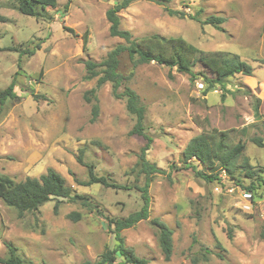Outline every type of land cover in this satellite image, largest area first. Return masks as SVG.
Masks as SVG:
<instances>
[{
    "label": "rangeland",
    "instance_id": "374dc122",
    "mask_svg": "<svg viewBox=\"0 0 264 264\" xmlns=\"http://www.w3.org/2000/svg\"><path fill=\"white\" fill-rule=\"evenodd\" d=\"M116 1L57 0L30 16L19 12L15 0H0L7 18L0 22V89L15 79L20 95L0 106V173L23 180L53 168L93 204L90 209L81 199L65 198L55 211L52 199L20 216L0 198V257L8 256L11 243L34 264L95 261L119 242L107 218L127 216L143 204L138 186L144 174L136 164L146 139L131 133L136 118L126 98L115 96L110 82L99 87V115L92 122L96 100L85 97L97 85V77L85 79V61L100 62L127 44L110 34L106 12ZM119 15L133 37L183 36L206 52L238 54L254 68L252 75L235 74L225 88L216 85L205 94L202 78L192 80L155 61L134 66L127 52L121 54L119 70L132 73L127 84L146 107L145 131L153 137L147 158L164 170L150 185V216L122 230L125 245L148 264H264L263 186L249 197L224 170L219 180L208 182L196 174L201 165L185 168L182 160L195 135L217 128L229 132L234 143L245 142L254 177H264V147L251 141L264 121V0H137ZM210 15L224 20L204 24ZM86 163L127 188L83 184L89 179ZM239 173L248 186L251 178ZM155 217L173 229L169 260L151 221ZM122 259L119 255L116 262Z\"/></svg>",
    "mask_w": 264,
    "mask_h": 264
},
{
    "label": "trees",
    "instance_id": "16d2710c",
    "mask_svg": "<svg viewBox=\"0 0 264 264\" xmlns=\"http://www.w3.org/2000/svg\"><path fill=\"white\" fill-rule=\"evenodd\" d=\"M135 1L137 0H117L107 10L106 15L110 21V34L125 39L127 44H119L109 51L107 57L100 62L91 59L85 61V79L97 77V85L87 90L85 97L87 101L96 100L92 106V117L90 119L92 122L99 115V104L96 95L99 87L110 82L115 96L126 98L127 109L136 118L131 133L142 135L146 139L145 144L141 147L136 164V167H139V173L144 174L145 182L143 185L138 186L141 191L143 204L140 209L131 212L127 216L107 218V224L110 227L113 226L119 241L117 246L105 250L95 261L87 260L80 264H148L149 262L147 258L137 255L132 248L125 245L121 232L150 216V185L156 174L164 173V170L147 158V152L151 147L153 137L145 131L146 107L140 102V97L136 90L127 84V80L132 73L125 75L119 70L121 54L127 52L134 66L155 61L168 66L170 69L176 67L179 72L191 75L192 80L202 78L207 83L204 89L205 94L216 85L225 88L228 78L235 74L252 75L254 72L252 64L241 59L238 54L226 51L206 52L183 36L164 37L159 34H152L143 37H133L131 31L121 27L119 13ZM56 5L57 0H15V7L19 12L30 16H36L39 9L44 10L46 7H54ZM177 13L185 16V12L177 11ZM192 18L195 19L194 16ZM6 19V16L0 13V22L6 21ZM223 20V17L210 15L203 23L217 25ZM65 29L75 33L68 26H65ZM83 38L85 46L88 42V31L84 33ZM198 63L202 65V68L196 71L194 66ZM42 73L41 69L40 75ZM15 83L14 79L6 88L0 89V106L3 107L8 100L20 97L15 90ZM123 85L124 89L120 92L119 88ZM259 129L260 133L252 136L251 141L259 147H264V121ZM245 147L246 144L243 141L234 143L227 131H220L217 128L206 129L195 135L188 142L183 151V167L197 168L198 165H201L202 168L196 170V174L208 182L219 180V174L224 170L236 184L245 188L251 195H255L259 186L264 188V177L262 176L263 173L254 177L256 171L251 169L250 159L244 154ZM80 151L83 153V149ZM78 160L83 162L81 154L78 156ZM86 165L89 179L82 182L83 184L100 183L108 187L127 188L126 185L118 184L106 175L97 174L94 164L86 163ZM239 171H244V175L251 178L252 181L248 186L243 184ZM0 198L6 205L17 209L20 216L27 211L39 210L44 203L52 199L57 201L54 206L55 211H57L59 202L65 198L70 200L81 199L84 204L91 207L90 209L93 207L91 201L86 200V196L74 193L64 176L53 168H49L40 177H27L23 180H15L9 175L0 173ZM69 216L79 219L81 214L79 212H71ZM151 221L158 228L159 245L165 259L169 260L174 249L173 229L158 217L152 218ZM6 244L9 254L6 257H0V263L34 264L32 260H26L19 255L16 246L11 243ZM119 255L123 259L116 262Z\"/></svg>",
    "mask_w": 264,
    "mask_h": 264
},
{
    "label": "built area",
    "instance_id": "2783aa9c",
    "mask_svg": "<svg viewBox=\"0 0 264 264\" xmlns=\"http://www.w3.org/2000/svg\"><path fill=\"white\" fill-rule=\"evenodd\" d=\"M245 195H246V196H249V197H251V196H252V195H251L250 193H248V192H247V194H245Z\"/></svg>",
    "mask_w": 264,
    "mask_h": 264
}]
</instances>
